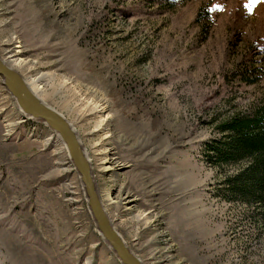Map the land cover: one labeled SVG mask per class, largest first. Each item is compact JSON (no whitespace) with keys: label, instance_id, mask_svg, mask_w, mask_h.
I'll use <instances>...</instances> for the list:
<instances>
[{"label":"rangeland","instance_id":"rangeland-1","mask_svg":"<svg viewBox=\"0 0 264 264\" xmlns=\"http://www.w3.org/2000/svg\"><path fill=\"white\" fill-rule=\"evenodd\" d=\"M17 44L145 264H264V211L221 191L245 164L203 152L264 106V0H0V54ZM60 138L0 76V264H123Z\"/></svg>","mask_w":264,"mask_h":264},{"label":"trees","instance_id":"trees-1","mask_svg":"<svg viewBox=\"0 0 264 264\" xmlns=\"http://www.w3.org/2000/svg\"><path fill=\"white\" fill-rule=\"evenodd\" d=\"M220 136L205 144L207 163L219 169L245 164L227 175L221 191L264 211V106L251 114H236L217 124Z\"/></svg>","mask_w":264,"mask_h":264},{"label":"water","instance_id":"water-1","mask_svg":"<svg viewBox=\"0 0 264 264\" xmlns=\"http://www.w3.org/2000/svg\"><path fill=\"white\" fill-rule=\"evenodd\" d=\"M0 76L3 77L5 87L16 100L24 116L43 122L57 132L64 141L81 176L97 227L117 257L123 264H145L140 256L130 248L110 218L96 186L90 157L86 156L74 126L62 113L37 97L30 90L21 73L7 66L1 59Z\"/></svg>","mask_w":264,"mask_h":264},{"label":"bare ground","instance_id":"bare-ground-1","mask_svg":"<svg viewBox=\"0 0 264 264\" xmlns=\"http://www.w3.org/2000/svg\"><path fill=\"white\" fill-rule=\"evenodd\" d=\"M16 48H8L7 50H5L4 54H0V59L7 65V66H10V68L14 69V70H17L16 68H19L18 66H24L26 64V60L21 57V53H22V45L20 44H17L15 46ZM6 56V57H5ZM18 71V70H17ZM24 78V77H23ZM30 80V79H29ZM47 81V76L45 74L41 75V76H37L35 77L34 79H32V81L30 80V82H26V84L28 85V87L30 88V90L37 96L40 98V91L41 89L43 88V85L46 83ZM41 99V98H40ZM42 100V99H41ZM43 101V100H42ZM106 105H104L103 103L102 104H99L96 109H98L97 111L99 112H102V111H105L106 110ZM71 123V122H70ZM75 130V128H74ZM76 131V130H75ZM61 141L63 142L64 146L66 147L64 141L62 140V138H60ZM81 141V140H80ZM82 144V143H81ZM83 147V145H82ZM84 149V152L86 154L87 157H89V155L87 154L85 148L83 147ZM109 153H107L108 155ZM106 157L103 159V161L101 162L102 164V167H104V169H111V168H115L120 165L117 161H114L115 159L113 157ZM90 161V160H89ZM108 164H112V165H108ZM118 170V169H117ZM96 181V179H95ZM96 186H97V183H96ZM98 188V187H97ZM108 197L110 196L109 193L107 195ZM112 201H113V198H111ZM130 201V200H128ZM110 202V201H109ZM105 206V205H104Z\"/></svg>","mask_w":264,"mask_h":264}]
</instances>
